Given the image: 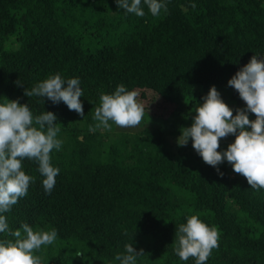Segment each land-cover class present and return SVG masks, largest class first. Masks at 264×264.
Returning a JSON list of instances; mask_svg holds the SVG:
<instances>
[{"label":"trees","instance_id":"trees-1","mask_svg":"<svg viewBox=\"0 0 264 264\" xmlns=\"http://www.w3.org/2000/svg\"><path fill=\"white\" fill-rule=\"evenodd\" d=\"M162 2L167 12L153 17L141 0V17L116 0H0V103L27 104L34 116L51 111L62 141L50 153L60 170L51 192L37 162L25 159L34 180L0 213L13 231L55 229V242L35 253L42 264H119L126 244L143 250L136 264H195L174 251L192 215L219 233L206 264H264V189L226 160L206 164L191 139L176 143L210 86L233 114L245 106L227 82L253 55L264 59V0ZM55 74L79 79L83 117L62 101L24 95ZM118 85L139 93L142 128L118 132L109 121L111 130L90 132L101 94ZM5 240L15 237L0 233Z\"/></svg>","mask_w":264,"mask_h":264},{"label":"clouds","instance_id":"clouds-1","mask_svg":"<svg viewBox=\"0 0 264 264\" xmlns=\"http://www.w3.org/2000/svg\"><path fill=\"white\" fill-rule=\"evenodd\" d=\"M153 17H158L167 5L162 0H143ZM118 7L137 16H144L141 0H116ZM195 8V4L192 5ZM244 102L235 114L221 98L215 86H210L203 102L195 109L189 127H181L176 138L178 146H186L191 139L193 149L202 160L217 167L225 160L236 174L242 175L253 189H264V59L253 55L249 61L228 80ZM19 85V83H17ZM78 78L66 82L59 74L52 75L38 83L26 97H47L52 103L63 102L68 109L84 116L80 97L83 96ZM139 93L118 85L112 94H101L100 106L95 108L93 119L98 123L89 127L90 132L103 127L111 130L115 124L121 128L140 126L145 116V108L137 99ZM186 103V102H185ZM254 114V119L249 118ZM149 117V116H148ZM57 117L51 111L34 116L27 104L8 100L0 103V213L8 212L18 199L27 195L33 176L25 173L22 161H35L43 177L42 184L50 193L56 183L59 169L52 166L50 153L59 150L62 141L57 139L60 131L56 126ZM229 135L234 140L226 150L219 151L221 139ZM223 175V173H219ZM166 223L168 221H165ZM24 235L22 236V231ZM0 233L10 234L12 240L0 242V264H42L35 253L42 246L52 245L57 233L34 231L27 223L10 230L5 215L0 214ZM177 243L174 248L182 261L190 258L195 264H206L213 249L218 248L219 233L216 228L192 215L177 230ZM143 250L137 251L132 244L125 245V252L117 254L119 264H136ZM82 257L84 253L77 252Z\"/></svg>","mask_w":264,"mask_h":264},{"label":"rangeland","instance_id":"rangeland-1","mask_svg":"<svg viewBox=\"0 0 264 264\" xmlns=\"http://www.w3.org/2000/svg\"><path fill=\"white\" fill-rule=\"evenodd\" d=\"M229 107L231 108V107H233V104H230L229 105ZM148 109H151V108H148ZM153 110V109H152ZM148 111V110H147ZM151 113L153 112V111H150ZM114 127V130H116V131H118V132H120V131H130V132H133V131H136V130H139V129H141L142 128V124H140V126H138V127H135V128H121V127H118V126H116V125H114L113 126ZM170 140L172 139V138H169Z\"/></svg>","mask_w":264,"mask_h":264}]
</instances>
